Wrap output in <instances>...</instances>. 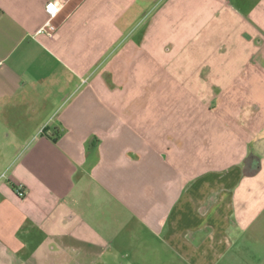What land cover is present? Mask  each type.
Segmentation results:
<instances>
[{
    "label": "crops",
    "instance_id": "1",
    "mask_svg": "<svg viewBox=\"0 0 264 264\" xmlns=\"http://www.w3.org/2000/svg\"><path fill=\"white\" fill-rule=\"evenodd\" d=\"M50 1L0 0V264H264V0Z\"/></svg>",
    "mask_w": 264,
    "mask_h": 264
},
{
    "label": "built area",
    "instance_id": "2",
    "mask_svg": "<svg viewBox=\"0 0 264 264\" xmlns=\"http://www.w3.org/2000/svg\"><path fill=\"white\" fill-rule=\"evenodd\" d=\"M63 3H65V0H53L46 4V11L49 15V20L45 25V27H43V29L40 30V32H47V34L51 36L56 34L57 25L52 21H54L57 18L58 13L61 9V5ZM16 190L19 193V195H25V189L23 187L21 186L17 187Z\"/></svg>",
    "mask_w": 264,
    "mask_h": 264
},
{
    "label": "trees",
    "instance_id": "3",
    "mask_svg": "<svg viewBox=\"0 0 264 264\" xmlns=\"http://www.w3.org/2000/svg\"><path fill=\"white\" fill-rule=\"evenodd\" d=\"M14 188L16 189L17 187H16V186H14Z\"/></svg>",
    "mask_w": 264,
    "mask_h": 264
}]
</instances>
